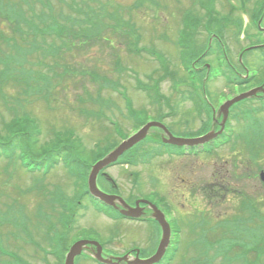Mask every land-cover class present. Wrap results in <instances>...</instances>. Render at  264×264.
<instances>
[{
	"label": "rangeland",
	"instance_id": "obj_1",
	"mask_svg": "<svg viewBox=\"0 0 264 264\" xmlns=\"http://www.w3.org/2000/svg\"><path fill=\"white\" fill-rule=\"evenodd\" d=\"M73 1L0 0V134H6L4 124L10 123L13 116L33 118L42 131L35 152L54 138L55 131L73 132L72 139L82 148L83 159L90 162L98 149L116 145L122 130L128 135L135 131V123L126 116L123 95L131 100L138 119H154L158 107L155 103L150 105L152 99L139 86L140 83L155 86V80L163 77V66L157 57L167 61L172 73L158 85L160 96L177 113L167 123L178 131L183 130L185 124L192 134H201L204 127L195 118L190 103L186 102L190 78L179 61L177 45L184 12L192 11L204 19L203 24L213 17L210 19L199 10L194 0H77V4ZM228 1L239 11L230 16L231 28L224 42L229 47L232 64L244 80L236 81L237 87L232 85L231 90H226L222 71L228 72L227 66L220 67L207 51L202 57L203 63L209 65L211 72L216 70V75L205 86L217 106L235 93L251 90L264 82L262 53L255 50L239 56L251 41L264 43V34L258 32L249 18L251 9L246 6L242 10L246 4L261 6L262 0ZM78 8L86 14L78 13ZM216 9L222 10L219 6ZM63 11L69 15V28L61 30V26H50L51 22L59 20ZM262 24L264 27V18ZM55 32L63 38L57 37ZM235 33H240L238 38ZM195 39L197 48L204 50L209 38L204 35L202 26L195 33ZM80 45L83 47L79 48ZM52 66L58 75L64 76L60 82L48 81L56 74ZM67 68L76 69L77 78L73 79L68 73L65 75ZM96 72L107 77L112 85L107 88L103 82L92 83L90 75ZM230 76L236 79L235 74ZM115 87H119L118 92ZM85 92L103 97L112 104L106 114L111 116L114 125L103 121L98 114L92 115ZM252 102L240 104L241 107L230 114L226 124L229 129H234L231 143L213 156L201 157L199 164L202 168L197 165L198 170L191 171L196 160L167 158L154 160L150 166L137 169L118 167L110 170L120 187L121 196L143 197L165 214L173 216V234L175 240L180 241L181 248L171 264H199L197 259L207 240L216 239L217 244L221 238L228 245L231 242L253 243L254 237L261 240L260 246L264 249V236L260 234H264V205L261 203L264 192L259 179H254L264 171V106ZM164 111L168 110L164 108ZM149 146L140 151L156 149L155 145ZM32 156L36 160L42 159L40 155ZM130 172H140V178L134 180ZM188 180L194 184L188 185ZM105 183L100 180V187L102 184L107 188ZM75 185L79 183L61 166L49 172H32L18 158L0 160V264H23V261L46 264L45 256L34 242L48 248L44 243L47 237L44 230L50 221L54 224L53 234L64 233L57 221L61 208L55 198L61 192L75 209L70 217L71 231L66 234L69 241L75 240V235H88L87 239L99 241L91 235L97 233L106 243V249L119 256L134 244L148 250L149 254L152 252L153 243L145 225L110 221L90 208L87 199L81 204L82 200L76 198ZM161 194L170 201L171 209L165 206ZM241 196L244 197L243 206ZM245 197L256 199L255 205ZM192 203H198L200 207ZM235 206V212L240 206L241 211L226 221L235 226L241 236L239 239L224 237L223 232L232 227L223 226V221L216 219L217 216L228 218L226 215H230ZM40 210L44 219L40 217ZM178 226L182 227L181 232ZM251 231L259 233L251 234ZM215 252L217 260L220 253ZM234 252L239 255L243 250L233 248L231 256ZM48 260L51 264H59L55 257ZM222 260L220 264L229 261L224 252ZM208 261L211 263V259ZM263 261L262 256L261 263ZM79 264L94 263L81 259Z\"/></svg>",
	"mask_w": 264,
	"mask_h": 264
},
{
	"label": "trees",
	"instance_id": "obj_2",
	"mask_svg": "<svg viewBox=\"0 0 264 264\" xmlns=\"http://www.w3.org/2000/svg\"><path fill=\"white\" fill-rule=\"evenodd\" d=\"M4 128L6 134H0V158L12 156L17 149H25L33 155H41V152L46 154L49 149L48 153L51 156L55 157L57 155H62L70 157L73 152L71 148L78 147L75 141V144L72 142L74 133L67 132L68 134H64L63 137L57 136L54 140L48 141L46 143L47 148L42 149V145V147L35 152V145L39 141L42 133L38 126L35 125L34 121L16 120L14 117L12 123L4 124ZM50 147H55L56 149L50 150Z\"/></svg>",
	"mask_w": 264,
	"mask_h": 264
},
{
	"label": "water",
	"instance_id": "obj_3",
	"mask_svg": "<svg viewBox=\"0 0 264 264\" xmlns=\"http://www.w3.org/2000/svg\"><path fill=\"white\" fill-rule=\"evenodd\" d=\"M259 90V89H258ZM258 91L255 90L253 92H250L248 94H245V95H242L240 97H238L236 100H234L232 103H229L227 104L226 106V109H228V107L230 105H232L233 103L241 100V99H244V98H247V97H250L252 95H255ZM153 125H157V124H149L147 127H145L144 129H142L139 133H137L135 136H133L132 138H130L128 141L124 142L123 144H121L116 150H114L113 152H111L105 159H103L102 161H100L93 169V172H92V175L90 177V190L91 192L96 196V197H99L101 198L102 200L106 201V202H109V203H112V198L111 197H107L105 195H103L102 193H100L98 190H97V187H96V175L97 173L99 172L100 169L114 163L115 161L118 160V158L125 152L127 151L128 149H130L131 147H133L135 144H137L139 141H141L142 139L146 138V135L148 133V130L150 129L151 126ZM211 136L209 137H206V138H203L201 139V143H204L206 141H208L210 139ZM165 142H168V141H165ZM154 209V208H153ZM155 210V209H154ZM156 215H155V218L157 219V221L159 223H161V225L163 226L164 228V231H165V236H164V240L165 242L162 243V246H161V249L160 251L158 252V254L149 262V264L151 263H154V262H157L161 256L163 255L164 253V250H165V246L167 244V238H168V235L166 234V226H165V223L163 222L162 220V217L161 214L156 211ZM131 216L135 217L137 215H134V214H131ZM139 216V215H138ZM81 245L82 243H78L77 245H75L70 253V255L68 256V259H67V262L66 264H74V257L80 253L81 251ZM99 258V255L97 256Z\"/></svg>",
	"mask_w": 264,
	"mask_h": 264
},
{
	"label": "flooded vegetation",
	"instance_id": "obj_4",
	"mask_svg": "<svg viewBox=\"0 0 264 264\" xmlns=\"http://www.w3.org/2000/svg\"><path fill=\"white\" fill-rule=\"evenodd\" d=\"M215 123H216V121H215ZM219 122H217V124H218ZM171 128V127H170ZM174 131V129L173 128H171V131ZM214 167H215V169H216V165H214ZM192 170H194V168H191V171ZM237 175H239V171H238V174H235V176L237 177ZM108 183V182H107ZM109 184V183H108ZM187 184L188 185H192V184H194L193 183V181H190V180H188V182H187ZM109 185H111V187H115L116 188V186H114L112 183L111 184H109ZM236 186V185H235ZM261 188L263 189V192H264V186H261ZM224 191L226 192V189H224ZM108 193H110V191L108 192ZM229 193V192H228ZM111 194V193H110ZM258 196V198H260L261 197V195L260 194H258L257 195ZM256 201L257 200H255V201H253L252 200V202L251 203H253L254 205H255V203H256ZM241 202L243 203L244 202V200H241ZM259 203H260V201H258ZM263 205H264V201L263 202H261ZM129 204H130V206H132V207H135V205H136V203H133V202H129ZM141 205V207L143 208V210L141 211V213H142V221H144V220H146V221H149V222H140V224H155V223H152L151 221H152V212L149 210V208H147L146 207V205H144V204H140ZM252 206V205H251ZM235 210H236V206H235V208H234ZM239 211H241V206H240V208H239ZM237 213H232V215H236ZM147 227V226H146ZM149 236H150V238H151V242L153 243L152 244V250L155 252V249H156V241H155V238H154V236L152 235V234H149ZM138 245V244H137ZM105 250H108V249H106L105 248ZM142 250H144V252H142ZM135 252H138L139 251V258H141V259H146V258H148L145 254H147V253H149V251L148 250H146V249H144L143 247L142 248H139V249H135L134 250ZM133 251V253H130V255H133V256H135V252ZM153 252V253H154ZM109 255H112V256H115V254H110V253H108V252H105V257H109ZM118 256V255H117Z\"/></svg>",
	"mask_w": 264,
	"mask_h": 264
}]
</instances>
